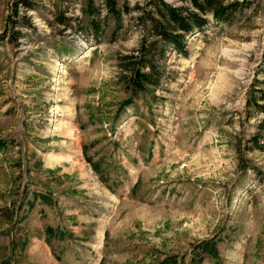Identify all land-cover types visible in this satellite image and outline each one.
I'll list each match as a JSON object with an SVG mask.
<instances>
[{
    "label": "rangeland",
    "instance_id": "374dc122",
    "mask_svg": "<svg viewBox=\"0 0 264 264\" xmlns=\"http://www.w3.org/2000/svg\"><path fill=\"white\" fill-rule=\"evenodd\" d=\"M114 1L0 0V264H264V0L148 84Z\"/></svg>",
    "mask_w": 264,
    "mask_h": 264
},
{
    "label": "trees",
    "instance_id": "16d2710c",
    "mask_svg": "<svg viewBox=\"0 0 264 264\" xmlns=\"http://www.w3.org/2000/svg\"><path fill=\"white\" fill-rule=\"evenodd\" d=\"M18 3L27 10L31 8L28 3L22 1ZM103 4L108 14H120L114 0H104ZM242 5L243 1L229 2V0H174L172 3L170 0H149L144 13L141 9L142 14L138 17L147 34L140 42L138 54L130 57L135 68L133 78L148 84L147 78L150 76L153 78L155 75L152 74V65L164 58L165 45L169 44L175 52L186 55L183 51L185 37L205 31L210 24L229 23L237 13L242 11ZM125 12L131 11L127 9ZM151 37L157 39L149 41ZM18 39L19 37L11 42H18ZM159 77L157 73L154 78L159 79ZM260 100L264 101V97H260Z\"/></svg>",
    "mask_w": 264,
    "mask_h": 264
}]
</instances>
